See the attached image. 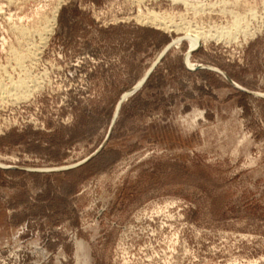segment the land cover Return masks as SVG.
I'll return each instance as SVG.
<instances>
[{"label":"rangeland","instance_id":"374dc122","mask_svg":"<svg viewBox=\"0 0 264 264\" xmlns=\"http://www.w3.org/2000/svg\"><path fill=\"white\" fill-rule=\"evenodd\" d=\"M189 1L0 0V264H264V0Z\"/></svg>","mask_w":264,"mask_h":264},{"label":"bare ground","instance_id":"6f19581e","mask_svg":"<svg viewBox=\"0 0 264 264\" xmlns=\"http://www.w3.org/2000/svg\"><path fill=\"white\" fill-rule=\"evenodd\" d=\"M173 1H179V2H183V3H185L187 6H191L190 8L193 10H197V6H195V4H193V2L191 3L189 0H173ZM227 1V0H226ZM197 3V2H196ZM224 3V2H223ZM226 3V2H225ZM224 3V5H226ZM187 8V7H186ZM225 10V9H224ZM202 11V10H201ZM198 12V11H197ZM196 12V13H197ZM195 13V14H196ZM232 13H233V16H234V22H233V25L231 26V27H229L228 29H225V28H227V27H222V29H220L221 31L219 32V31H215L216 33H203L202 31H198V29L197 28H190V26H187L186 28H188L187 29V32H188V34L186 35V39H188L189 40V43H190V52L191 51H194L195 49H197V48H195L194 49V47H199L200 45H201V43H202V41H204V40H206V39H208V38H211V37H219V38H222V37H230V36H228L229 35V33H228V31H231V30H236V31H238V30H241L243 27H241V26H236V25H238L239 23H241V21L243 20V19H245L244 17H243V19H242V16L240 15V14H238V13H236L235 11L233 12L232 11ZM236 13V14H235ZM238 14V15H237ZM252 15V14H251ZM149 16H150V14H149ZM148 16V17H149ZM158 18H159V16H157ZM157 17H156V14L155 15H152L151 16V18H150V20H151V22H153V23H155V24H157V25H162V27H163V24H164V20L162 21H158V19H157ZM162 18V17H161ZM242 19V20H241ZM169 25V24H168ZM165 26H166V24H165ZM173 26V25H172ZM170 27V26H169ZM174 27V26H173ZM185 28V29H186ZM176 29H180V26L179 27H177ZM169 30H171V29H169ZM208 31V30H207ZM202 32V33H201ZM184 38V39H185ZM183 40V38H179L178 40H176V41H174L172 44L174 45V44H179V43H181V41ZM206 42V41H205ZM189 56H190V53L187 55V57H186V61H187V66L188 67H190V68H195L196 66H198V64L197 65H194L193 63H191V61L189 62V64H188V61H189ZM143 80V79H142ZM142 83V81L135 87V88H137L140 84ZM237 85V84H236ZM129 93H130V91L129 92H127V93H125L123 96H122V98H126L128 95H129ZM19 98V97H18Z\"/></svg>","mask_w":264,"mask_h":264},{"label":"water","instance_id":"95a60500","mask_svg":"<svg viewBox=\"0 0 264 264\" xmlns=\"http://www.w3.org/2000/svg\"><path fill=\"white\" fill-rule=\"evenodd\" d=\"M169 48H170V46L167 47V49L165 50V52H166ZM191 52H192V51H191ZM191 52H190V53H191ZM188 68H189V67H188ZM204 68H205V67H203L202 65H198V66L196 67V69H204ZM224 75H225V74H224ZM146 78H147V77H146ZM146 78L142 81V83H141L137 88H133V89L130 91L129 95H128L125 99H124V98H121V99H120V101H119V103H118V106H117L116 115H115V118H114L113 124H112V126H111V128H110V130H109V133H108L107 137H106L105 143L101 146V148H100L95 154H93L92 156L88 157L87 159H85V160H83V161H81V162H79V163H77V164H75V165H71V166H67V167H62V168H59V169H53V170H51V171H68V170H72V169H74V168H77V167H80V166L86 164V163H87L88 161H90L94 156H96V154H98L99 151L104 147V145L109 141V139H110V137H111V134H112V130H113V126H114L115 119L117 118V115H118V113H119V111H120V109H121L123 103L128 99L129 96H131L132 94H134V93L137 91V89L143 85V83L145 82ZM225 78H226V79H227V80H228L233 86L239 88V87H238V86H237V85H236V84H235L230 78H228V76L225 75ZM0 167H1V165H0Z\"/></svg>","mask_w":264,"mask_h":264},{"label":"crops","instance_id":"0c3cea01","mask_svg":"<svg viewBox=\"0 0 264 264\" xmlns=\"http://www.w3.org/2000/svg\"><path fill=\"white\" fill-rule=\"evenodd\" d=\"M146 76H147V75H146ZM146 76H145V77H146Z\"/></svg>","mask_w":264,"mask_h":264}]
</instances>
